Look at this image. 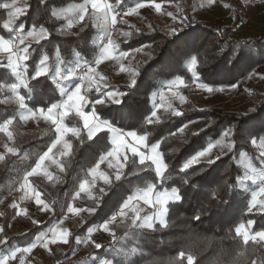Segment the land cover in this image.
I'll list each match as a JSON object with an SVG mask.
<instances>
[{
    "label": "trees",
    "instance_id": "obj_1",
    "mask_svg": "<svg viewBox=\"0 0 264 264\" xmlns=\"http://www.w3.org/2000/svg\"><path fill=\"white\" fill-rule=\"evenodd\" d=\"M194 0H157L161 3L187 4L193 10ZM11 0H0V26L6 18V10L2 8L3 3H9ZM84 0H19L24 6L25 14L21 17L28 26L35 25L37 28L43 26L48 29L59 28L67 24V20L53 21L50 18L51 6L58 9L68 8ZM140 0H123L122 6L132 8ZM241 4V5H240ZM250 4V3H249ZM244 6V2L240 0L239 7ZM236 12V25L241 22L240 15ZM188 15L190 17L189 11ZM190 22L182 26L180 36L174 40L164 31L151 28L150 31L139 30L129 37L127 41L120 42V50L126 52L136 51L138 48L149 45L150 58L146 59L143 64L138 65L137 84L135 87L121 86L111 87V89L125 91L127 95L122 98V103L111 104L106 102L104 105H96L98 112L117 128L124 130H136L141 133H147L150 142L161 140V150L165 152V160L169 164V169L173 175L169 177L166 187L171 190L173 187H179L183 201L180 204L173 203L170 206L169 228L158 232H146L147 238H142L140 247L146 255L137 256V264H145L147 261L153 264H169L173 258H178L181 249V243L184 237L189 234L187 225H191V231L203 238L213 240V243L206 247L202 254L197 258L202 264H215L219 255L216 241L222 240L227 233L234 229L239 223L253 221L249 231H264V211L249 212L247 205L250 203L251 192L253 190L251 181L248 182L249 188L240 196H235L231 192L228 196H224V188L232 183V180L238 170L231 157V152L223 148L220 159L214 164L193 166L200 169L187 177L188 183L181 184V176L179 168L185 162L186 158L193 153L194 149H198L201 144L205 146L207 143L218 139L217 133L233 124L235 121L247 120L256 128L264 125V84L259 90H254L251 85L253 83L252 76L261 68H264V32L254 33L246 30L248 33L242 36L234 35V27L226 26L224 23H204L190 18ZM28 29H26L27 31ZM67 35H61L53 31L50 38H45L40 44L33 41V47L40 52H47L54 61L55 49L61 50L64 59H73L72 52L79 50L86 59L92 60L99 51L98 41L103 36L101 30L96 29L90 21L86 22L79 28L74 26L71 29L65 28ZM223 33V35H220ZM3 34V33H1ZM95 41V43H93ZM246 45L253 53L252 59L244 64L235 65L234 55H229L235 47L239 50V46ZM197 55L200 80L213 88L240 85L248 92L250 96L249 104L244 111L241 110H222V106L212 102L210 106L205 100L203 103L197 104L194 99L189 96L180 106L182 115H164L160 122L149 126L145 123V118L149 114L152 106V93H159L163 83L172 79H185L186 83L191 82V73L187 71V54ZM35 58V52L33 53ZM205 61H207L205 63ZM33 68H29L31 73ZM0 82H15V75L11 73V69L0 66ZM33 84L32 90L24 89L27 92V103L30 108L41 107L52 101L58 96V91H53V86L48 80ZM76 81L69 82V86L75 85ZM246 85V86H245ZM253 89V90H252ZM10 95V94H9ZM90 95H96L95 92ZM8 96L0 93V122L6 119H13V124L9 130L13 132V140H8L5 133H0V153L2 147L10 145L17 147L18 155H10L7 152L3 154L6 162H0V201L6 199L10 191L21 182V178L26 169L34 166L38 156L42 154L53 140L55 133L53 127L38 126L29 129V123L37 121L36 119L21 120L23 113L18 109L14 102H7ZM214 105V106H212ZM200 123L198 130L189 129L183 133L179 132V128L184 123ZM71 126L75 123L72 117L66 120ZM173 132L176 134L171 135ZM73 143V155L71 157H60L65 163V172L60 173L55 165L48 166L55 179L49 180L43 174H39L31 178L32 184L40 190L43 195L42 199L46 202L54 201L51 204L56 209L54 214L43 224H33L31 219H21L27 226V232L24 234H9L10 244L14 246H25L39 231H44L52 222L57 221L66 213V207L72 203L78 202L85 209L93 207V202L81 194L80 197L73 200L75 192L79 189V183L85 178L87 169L91 167L98 159L99 149L90 142L81 143L73 137H69ZM103 143V142H102ZM241 147V143L237 144ZM243 147L253 155L255 150L250 145L243 144ZM114 175V174H112ZM90 179V178H89ZM135 181V178H133ZM140 186L127 181L123 183L117 182L112 187H107L102 206L97 208L95 214H89L85 211L82 214V222H76L73 229L72 238L79 236L86 239L87 230L98 226L114 206L122 197L128 194L130 188ZM219 187L216 196L210 193L213 189ZM62 207L65 209L61 211ZM16 208L10 210L4 218L2 226H7L13 212ZM195 214L201 215L199 222L190 219ZM119 237L124 234V229L119 228ZM118 237V238H119ZM163 241V242H161ZM233 241L224 240L223 246L231 249ZM132 246L133 241L117 240L104 244V248L93 250L87 258H81L76 261H69L67 264H82L89 259L92 264V257L101 256L111 257L116 249L121 245ZM83 247L77 246L74 239L71 240V248L66 257L69 259L73 249ZM249 251L246 253L248 264L255 259L257 264L264 259L263 246L250 242ZM186 264V261H185Z\"/></svg>",
    "mask_w": 264,
    "mask_h": 264
},
{
    "label": "snow or ice",
    "instance_id": "obj_2",
    "mask_svg": "<svg viewBox=\"0 0 264 264\" xmlns=\"http://www.w3.org/2000/svg\"><path fill=\"white\" fill-rule=\"evenodd\" d=\"M212 2L213 0H209V3ZM122 3L123 0H84L83 3L63 9L51 6L50 18L54 22L67 20L66 25L62 24L61 27L51 30L43 26L37 28L35 25H26L21 19L25 14V8L19 3V0H11L9 3L2 4V8L6 10L7 14L0 26V33H3L0 34V66L11 69V73L15 75V82H0V93L8 96L6 103L14 102L16 107L23 111L21 120L42 118L53 126L55 133L50 145L38 156L35 165L25 170L19 184L21 192L19 199L22 201L32 200L40 210L55 213L56 209L51 206L55 202H46L41 199L43 193L30 182L29 178L42 173L49 180L55 179L53 173L45 167L46 162L55 165L60 173L65 172L66 165L62 159H57L54 150L59 147L60 157H71L73 143L69 137H73L81 143L90 142L102 151H99L98 159L87 169L85 178L79 183V189L72 198L75 200L81 194H85L94 206L85 209L69 205L66 207L67 213L77 217L85 211L89 214L96 213L97 208L102 206L104 196L107 195L103 187L98 189L99 195L94 194L97 181H102L109 187L117 182L125 181L130 184L135 182L140 186L130 188L128 194L121 198L114 206V211H111L98 227L89 228L87 239H81L79 236L72 238V234L67 228L60 227L67 216H62L52 222L46 230L39 231L33 240L22 247H13L7 238L5 229L0 227V264H13L18 261L20 254H30L38 247L52 252V246L69 245L72 239L77 246L91 244L94 249H102L104 245L91 239L92 234L97 231L106 233L113 243L119 239L131 240L134 244L130 247L122 244L111 257L97 254L96 258L92 260V264H137L136 257L146 255L139 246L141 239L147 238L146 232L168 229L170 225L167 217L171 204L178 205L183 201L179 187H173L171 190L166 187L173 172L165 160V152L161 150V140L150 142L146 132L117 128L110 120L103 117L95 106H102L106 102L119 105L123 102L122 98L127 95L125 91L109 88L104 83L106 77L97 72V66L102 62L119 61L129 55L128 52L121 51L111 39L112 32L117 30L116 26L123 20V17L133 16L145 7L154 9L156 13L171 16L173 20L179 19L182 25L190 22L189 17L186 14L178 17L170 12H162L163 5L157 0H140L134 7L127 10H122ZM86 18L103 33L100 38L99 52L92 60L86 59L79 50L72 52L73 59L66 60L61 55L60 48L57 47L53 61L50 54L40 52L33 47V41L40 44L45 38H50L53 31L67 35L65 28L71 29L77 22H83ZM26 29L28 30L26 31ZM180 32L181 29L172 28L168 35L174 40L180 36ZM122 35L127 38L133 35V32H122ZM104 37H107L106 43ZM145 47H149V45H145ZM34 52L35 58H33ZM229 55L235 56V65H241L250 61L253 53L246 45H242L239 46L238 51L234 47ZM187 59V71L191 73L190 80L192 82L208 93L223 91V89H215L201 82L197 55L190 52L187 54ZM30 67L33 68L31 73L29 72ZM121 71H125V69L121 67ZM131 74L134 77L138 76L134 70ZM43 80L50 82L53 91H58V96L54 101L44 106L30 108L27 103L28 93L22 90L27 89L30 92L33 88L30 81L39 83ZM72 81L77 83L72 90H69V82ZM136 84L137 80L132 79L131 86L135 87ZM181 86H186L185 79H172L163 83L159 93L153 92L151 110L144 122L149 126L160 122L162 117L157 113L162 107L171 115H182L171 104V101L176 97L181 102L184 101L185 98L182 95L173 91ZM164 90H168L171 95L165 103H160L159 101H165ZM93 92L96 95H90ZM69 117L75 120L71 126L66 123ZM12 124L13 119L10 118L0 122V133H5L10 141L13 140V132L9 130ZM188 127L189 125L184 123L179 128V132L183 133ZM175 134L173 132L171 135ZM217 135L218 139L207 143L206 146L201 144L186 158L179 168V173H183L181 184L188 183L189 169L192 170V174L200 170L193 166L204 163L211 165L219 160L220 156L213 157L212 153L214 148L220 146L231 152L230 158L238 170L232 183L224 188V196H228L230 192L235 196H240L248 191V182L258 181V191L252 192L247 209L249 212L254 208L264 211V125L256 128L247 120L235 121ZM238 143H241L239 148L237 147ZM243 144L250 145L255 150L254 154L250 155ZM5 147L8 154L18 155L17 147H8L7 145ZM0 162H6L4 155H0ZM104 164L114 170V175L100 171L101 165ZM218 191L219 187L213 189L210 194L216 196ZM12 206L18 207V212L14 215H28L26 208L19 207L17 204ZM61 211L64 212L65 209L62 207ZM190 219L199 222L201 215L195 214ZM31 222L38 223L35 220ZM117 222V226L125 230L123 236L119 238L112 228V225ZM252 224L251 220L239 223L222 240L216 241L219 255L215 264H248L249 258L246 253L249 251L250 242L264 246V231H249ZM187 227L189 234L182 240V250L179 251L178 258H173L169 264H185V261L186 264H202L197 258L206 247L213 243V240L193 233L191 225H187ZM224 240L234 242L231 249L223 246ZM72 255H75V249L72 250ZM84 264H87V261ZM145 264H153V262L147 261ZM251 264H257V261L252 259ZM260 264H264V259L260 261Z\"/></svg>",
    "mask_w": 264,
    "mask_h": 264
},
{
    "label": "rangeland",
    "instance_id": "obj_3",
    "mask_svg": "<svg viewBox=\"0 0 264 264\" xmlns=\"http://www.w3.org/2000/svg\"><path fill=\"white\" fill-rule=\"evenodd\" d=\"M241 1L244 2V6L239 7L240 0H218V1L213 0L212 3H209V0H194L192 3L194 6L191 12L189 10L191 8L187 4L186 5L183 3L178 4L176 2L162 3L163 5L162 12H170L178 17H182L183 15L186 14L189 17L188 15V11H189V14H190L189 21L191 20L190 18H193L196 21H202L204 23L213 24V23L222 22L226 26L234 27L236 25L235 9L239 7V9L237 10V13L240 15L239 18H241V22L238 23V25L234 27V31H233L234 35L236 36L245 35L246 33H248L249 30H251L254 33L264 32V2L263 3L261 2L258 5H251L250 0H241ZM121 7L122 9L123 8L129 9V7H124V6H121ZM86 20L87 18L83 22H77L74 25V27L75 28L81 27L86 22ZM182 26L184 25L180 23L179 19L173 20L171 16L156 13L154 9L150 7H145L143 9H140L139 12L133 16L123 17V20L120 23H118L116 26L117 30L113 34H111V39L119 47L121 41H127L129 39V37L125 38L122 35V32H131V31L137 32L140 29L150 31L151 28H155V29H159L160 31H164L168 33L170 29L172 28L180 29ZM104 39L106 43L107 37H104ZM98 45L100 47V39L98 41ZM150 49H151L150 46L138 48L136 51L128 52L129 55L122 60L104 61L97 66V72L103 75L104 77H106V80L104 81V83L107 84L109 88L111 87L118 88L121 86L131 87L132 79L134 78L137 79V76L134 77L131 73L133 70L137 72L136 67L138 65L143 64L146 59L150 58V54H151ZM121 67H123L125 71H121ZM251 80L253 81L251 87L254 90L258 91L260 86L264 84V68H261L260 70H258L252 76ZM74 86L75 85H73V87ZM215 89H223V91L218 90L212 93H208L200 89L196 83L192 81L188 82L186 83V86H181L173 90L175 92H178L185 99L183 102H181L179 98L176 97L175 99L171 101L172 107L175 108L177 111H180L181 109L180 106L186 101L187 97L191 96L197 104L203 103L206 100L208 106H210L212 102H214L216 104L221 105L222 110L244 111L247 108L251 95H249L248 92H245L244 88H242L240 85L218 87ZM164 91H165V101H159L160 103H165L168 100L169 96L171 95V93H169L168 90H164ZM157 114L160 117H163L164 115H171L163 107L160 108ZM36 120L37 121L33 123H29L28 125L29 129H34L38 126L53 127L49 122H45L42 118H37ZM188 125L189 127L185 129V131L189 129L198 130L201 127L200 123L198 122H194V123L192 122V123H189ZM7 146L11 147L10 145H7ZM223 150L224 149L220 146H217L216 148H214L213 153H212L213 157H215L216 155L220 156V154L223 153ZM6 152H7L6 147L4 146L2 147L0 155L5 154ZM54 155L57 157V159L60 158V148L59 147L54 150ZM50 165H51L50 162L45 163L46 168H48V166ZM100 171H103L110 175L114 174V170L109 169L107 164L101 165ZM19 184L20 183H18L17 185L19 186ZM101 187H103L106 191L108 186L104 185L102 181H97L94 194L99 195L98 189ZM253 190L255 189L253 188ZM85 197L87 196L85 195ZM25 201L27 205L26 209H29V208L33 209L36 205L35 202L32 200H25ZM7 203H8V206L13 205L12 201L8 199H4L0 201V207L1 206L5 207ZM75 207L84 208L81 205H78ZM37 208L39 209L38 206ZM9 211L10 209L6 207V210H5L6 215ZM83 213L85 212L80 213V216L77 217V216H73L72 214L66 212L63 216H67V219H64V222L63 224L60 225V227L67 228L70 233L73 232L76 222H80V223L82 222L81 216ZM47 214L48 212L40 210L39 216L37 215L35 216H37V219L39 221L44 222L45 220L49 218ZM117 225H118V222L117 224L112 225V228L113 230L116 231L117 237H119V231L117 229ZM148 232H151V231H148ZM87 238H88V234L86 236V239ZM91 239L102 245L112 241L110 237L103 231L94 232L92 234ZM66 248L68 249L69 245H54L52 246V249H53L52 252H48L44 249L45 260L49 264H55L58 261V256L62 255L64 253V249ZM81 248L82 250L80 249L77 250V253L75 254V257L78 259L87 258L90 252L95 250L91 244L83 245V247ZM263 251H264V246H263ZM71 258L73 257H70L69 260H71ZM78 259H75V261ZM92 259H95V256H93ZM85 261H87V264L90 263L89 259ZM84 262L82 264H84Z\"/></svg>",
    "mask_w": 264,
    "mask_h": 264
},
{
    "label": "crops",
    "instance_id": "obj_4",
    "mask_svg": "<svg viewBox=\"0 0 264 264\" xmlns=\"http://www.w3.org/2000/svg\"><path fill=\"white\" fill-rule=\"evenodd\" d=\"M1 34V33H0ZM73 86L69 87V90H72ZM112 175V174H111ZM31 178H29L30 182L32 183L31 181ZM252 183V187L255 189V190H252L253 191H258V186H259V182H251ZM256 187V188H255ZM251 192V193H252ZM42 199V197H41ZM71 205H74V206H78L80 205V203L76 202V203H72ZM6 207H8L10 210L14 209V207H12L11 205L8 206V203L6 204L5 207H0V213H2V215H0V227H3L4 229L8 230L9 234H12V233H18V234H24L25 232H27L28 228L27 226L25 225L24 222H21V219H30L31 218V221L32 220H35V221H38L37 224H43L44 222H41L37 219V216H39V213H40V210L37 208V205H35V207L33 209H27V212H28V215L27 216H22V215H14V213L18 212V208H16L13 212V216L11 217L10 221H9V224H7V226H2L3 224V221H4V218L6 216ZM85 208V207H84ZM253 212H263L261 210H259L258 208H254L252 210ZM52 213H48L47 215L50 217ZM37 215V216H35ZM48 218V217H47ZM73 228V227H72ZM71 228V229H72ZM95 228V227H93ZM7 235V233H6ZM8 240H9V237L7 236ZM14 247H18V246H14ZM19 247H22V246H19ZM71 248V243L69 244V248L67 249H64V253L60 256H58V261L55 263V264H67L70 260L66 257L67 253L69 252ZM43 248H36L34 249L30 254H20L19 255V259L18 261H15L13 262V264H25V262H27V264H49L46 260H45V251L44 249L42 250ZM77 250H75V254L77 253ZM80 250H82V248H80ZM71 261H75V259H78L75 257V255H71Z\"/></svg>",
    "mask_w": 264,
    "mask_h": 264
},
{
    "label": "built area",
    "instance_id": "obj_5",
    "mask_svg": "<svg viewBox=\"0 0 264 264\" xmlns=\"http://www.w3.org/2000/svg\"><path fill=\"white\" fill-rule=\"evenodd\" d=\"M218 1V0H216ZM263 3L264 0H250V3L251 5H258L260 3ZM122 10H127V9H122ZM115 31L112 32V34L114 33ZM98 54V53H97ZM96 54V55H97ZM77 83V82H76ZM21 196V192L19 190V186L17 185L9 194L8 196L6 197V199L12 201L13 204H17L19 207H24L26 208V201H22L19 199V197ZM18 208V207H17Z\"/></svg>",
    "mask_w": 264,
    "mask_h": 264
}]
</instances>
